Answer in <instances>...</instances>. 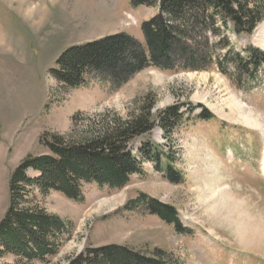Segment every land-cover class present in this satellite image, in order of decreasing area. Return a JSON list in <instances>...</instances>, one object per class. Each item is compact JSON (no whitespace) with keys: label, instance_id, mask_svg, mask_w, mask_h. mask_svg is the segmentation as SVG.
<instances>
[{"label":"rangeland","instance_id":"obj_1","mask_svg":"<svg viewBox=\"0 0 264 264\" xmlns=\"http://www.w3.org/2000/svg\"><path fill=\"white\" fill-rule=\"evenodd\" d=\"M156 14L157 7L130 0H0V220L11 173L25 158L50 155L44 141L56 136L77 144L149 104L154 117L175 105L180 113L169 134L156 122L129 144L133 154L143 144L156 146L179 183L139 156L142 173L126 186L82 185L78 202L26 189L28 205L66 226L57 254L37 264H68L108 246L146 258L157 251L165 264H264V71L248 93L214 71L148 67L118 89L96 73L86 76L87 87L65 89L50 73L72 47L121 33L142 42L140 25ZM249 42L264 51V20L243 43ZM198 106L213 119H199ZM26 175L38 177L31 170ZM139 195L173 208L178 227L130 204ZM0 264L16 259L7 255Z\"/></svg>","mask_w":264,"mask_h":264},{"label":"trees","instance_id":"obj_2","mask_svg":"<svg viewBox=\"0 0 264 264\" xmlns=\"http://www.w3.org/2000/svg\"><path fill=\"white\" fill-rule=\"evenodd\" d=\"M134 6L157 7V14L141 23L143 41L121 33L65 50L57 59L52 77L66 89L85 88L86 76L101 75L112 89L122 87L134 75L152 67L167 72H210L248 93L264 71V53L249 40L264 20L262 0H130ZM176 52V56L171 55ZM95 79H99L100 76ZM151 105L142 107L126 122L116 121L87 139L64 145L61 138L43 145L50 155L28 157L20 162L9 178V205L0 220V259L10 255L16 264L43 263L59 249L58 240L66 233L65 224L37 206L27 203V188L40 192L55 191L71 201L83 199L82 185L121 189L130 176L142 173L136 157L153 159L155 169L168 172L170 182L179 183L180 174L172 169L167 155L151 143L143 144L135 154L129 144L149 135L155 123L166 134L180 120L177 105L154 117ZM200 108L199 119H213ZM172 169V170H171ZM31 170L38 177L31 179ZM27 204V205H26ZM130 204L142 206L150 215L167 225L178 227L173 208L139 195ZM146 258L115 246L88 250L86 255L68 264H165L163 254L154 251Z\"/></svg>","mask_w":264,"mask_h":264},{"label":"bare ground","instance_id":"obj_3","mask_svg":"<svg viewBox=\"0 0 264 264\" xmlns=\"http://www.w3.org/2000/svg\"><path fill=\"white\" fill-rule=\"evenodd\" d=\"M262 50V49H261Z\"/></svg>","mask_w":264,"mask_h":264}]
</instances>
